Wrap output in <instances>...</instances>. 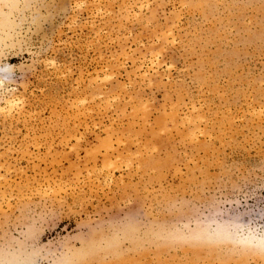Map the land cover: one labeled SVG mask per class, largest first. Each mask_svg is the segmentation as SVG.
Listing matches in <instances>:
<instances>
[{"label":"rangeland","instance_id":"obj_1","mask_svg":"<svg viewBox=\"0 0 264 264\" xmlns=\"http://www.w3.org/2000/svg\"><path fill=\"white\" fill-rule=\"evenodd\" d=\"M0 264H264V0H0Z\"/></svg>","mask_w":264,"mask_h":264},{"label":"bare ground","instance_id":"obj_2","mask_svg":"<svg viewBox=\"0 0 264 264\" xmlns=\"http://www.w3.org/2000/svg\"><path fill=\"white\" fill-rule=\"evenodd\" d=\"M17 1V0H16ZM14 2V1H13ZM15 3V2H14ZM15 5V4H14ZM13 7V6H12ZM3 31V30H2ZM3 72V71H2ZM9 73L5 72L2 74V77H7ZM3 83V82H2Z\"/></svg>","mask_w":264,"mask_h":264}]
</instances>
